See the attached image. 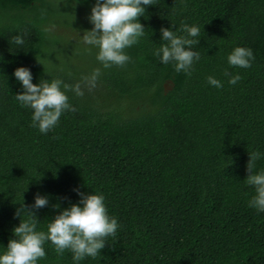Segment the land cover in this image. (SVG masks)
I'll use <instances>...</instances> for the list:
<instances>
[{
  "label": "trees",
  "instance_id": "1",
  "mask_svg": "<svg viewBox=\"0 0 264 264\" xmlns=\"http://www.w3.org/2000/svg\"><path fill=\"white\" fill-rule=\"evenodd\" d=\"M95 3L0 0V254L28 210L36 230L47 231L81 193L94 192L120 227L97 258L78 264H264V212L249 206L255 189L246 183L249 153L260 152L255 171L264 170V0H157L138 18L145 30L125 49L131 60L110 68L90 56L97 51L50 31L85 32ZM181 23L200 28L191 75L153 54L161 28ZM237 46L253 51L250 68L228 64ZM18 67L34 84L80 82L82 97L66 93L77 110L46 134L31 126L33 110L16 99L24 91ZM97 68L89 91L81 78ZM225 69L241 79L229 84ZM37 194L46 206L33 207ZM43 247L38 264H77L71 251Z\"/></svg>",
  "mask_w": 264,
  "mask_h": 264
},
{
  "label": "clouds",
  "instance_id": "2",
  "mask_svg": "<svg viewBox=\"0 0 264 264\" xmlns=\"http://www.w3.org/2000/svg\"><path fill=\"white\" fill-rule=\"evenodd\" d=\"M153 4H157V0H96L89 16L93 28L84 32L82 42L98 49L96 59L104 68L113 65L122 67L131 60L125 49L137 44L143 37L145 29L138 18L145 14L144 6ZM177 31L184 35H178ZM177 31L162 27L164 43H161L153 54L163 64L172 63L177 73L183 71L191 75L190 69L194 61L200 59V53L192 50V47L199 43V40L194 38L200 35V28L181 23ZM12 41L16 45L24 43L20 35L14 36ZM36 59L38 60L37 57ZM254 59L250 48L240 46L235 47L227 56L230 66L245 69L251 67ZM99 75L100 69L97 68L90 76L81 78L89 91L96 86ZM224 75L229 77L228 83L232 85L241 79L239 74L232 75L227 69L224 70ZM14 76L24 88L22 93L16 94V99L21 106L33 110L31 126L38 127L41 133L46 134L53 129L65 111L77 110L69 103L66 94L68 91L74 92L76 96L84 95L80 82L70 85L56 78L41 79L38 84H34L32 73L26 67L16 68ZM207 81L216 88L223 87L222 82L213 76H208ZM249 156L246 183L254 187L255 194L248 203L250 207L264 212V170L255 171L256 161L260 159L261 154L259 151H253ZM80 195V203L72 204L56 215L54 220L47 224V231L36 230V215L28 210V218L21 219L19 226L13 229L17 238L10 239L6 250L0 254V264H38V261L46 256L43 247L46 241L54 245L58 255L62 256L65 250L71 251L73 261L77 264L85 257L97 258L108 238H116L120 226L115 217L109 216L103 194L93 192ZM47 204L48 199L37 194L33 207L41 208ZM21 207L24 208V205ZM17 215H20L19 210Z\"/></svg>",
  "mask_w": 264,
  "mask_h": 264
},
{
  "label": "rangeland",
  "instance_id": "3",
  "mask_svg": "<svg viewBox=\"0 0 264 264\" xmlns=\"http://www.w3.org/2000/svg\"><path fill=\"white\" fill-rule=\"evenodd\" d=\"M86 22H88V21H86ZM83 27H84L85 31L91 30L93 28V24L88 22ZM50 31L52 33L60 36V37H63L66 40H69L71 42H77L83 47L84 46L88 47V48H82V49H86V53H92L94 50L98 52L97 48L90 46V45H86L82 42V36H83L84 32H82L81 30L72 29V28L64 26V25H55V26L50 27ZM97 52L90 54V56L92 57L93 55H97Z\"/></svg>",
  "mask_w": 264,
  "mask_h": 264
}]
</instances>
